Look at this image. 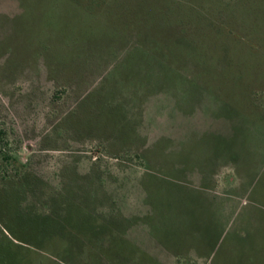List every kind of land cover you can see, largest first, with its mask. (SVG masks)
<instances>
[{"label":"rangeland","instance_id":"obj_1","mask_svg":"<svg viewBox=\"0 0 264 264\" xmlns=\"http://www.w3.org/2000/svg\"><path fill=\"white\" fill-rule=\"evenodd\" d=\"M0 264H264V0H0Z\"/></svg>","mask_w":264,"mask_h":264}]
</instances>
